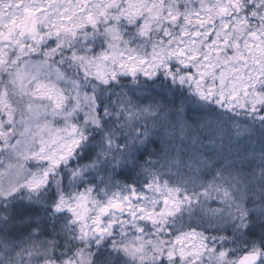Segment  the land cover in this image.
<instances>
[{
    "label": "clouds",
    "instance_id": "clouds-1",
    "mask_svg": "<svg viewBox=\"0 0 264 264\" xmlns=\"http://www.w3.org/2000/svg\"><path fill=\"white\" fill-rule=\"evenodd\" d=\"M25 8L36 12L37 31L0 41V195L41 216L54 199L74 205L86 196L93 231L98 210L122 201L102 216L105 226L115 219L112 231L84 242L82 264H191L167 256L190 231L208 237L199 264H214L212 250L220 236L231 239V222L211 210L227 217L234 205H264V111L227 100L238 87L231 69L241 66L229 58L245 42L264 41V0H0L6 21ZM17 70L27 73L22 86ZM197 82L214 94L201 97ZM252 92L264 95V77ZM35 180L42 183L33 189ZM166 188L179 189V207L142 218V207H165ZM54 224L58 236L81 242L73 213L65 209ZM141 242L142 252L126 250ZM27 247L0 237V264H28Z\"/></svg>",
    "mask_w": 264,
    "mask_h": 264
},
{
    "label": "snow or ice",
    "instance_id": "snow-or-ice-1",
    "mask_svg": "<svg viewBox=\"0 0 264 264\" xmlns=\"http://www.w3.org/2000/svg\"><path fill=\"white\" fill-rule=\"evenodd\" d=\"M4 15L3 10L0 9V41L11 40L17 30H20L21 34L37 31L34 19L36 12L30 8H25L23 15L12 16L7 21L4 19ZM5 29L7 31H4ZM252 37L258 39L256 33H252ZM16 43L19 42L16 41ZM227 43V40L223 41L224 45H227ZM233 47L240 49V44L235 43ZM244 49L245 51H237L234 57L229 58L232 62L241 65L231 69V73L235 76L233 83L238 87H234L231 94L227 96V100L230 102L229 107L238 102L240 107L249 106L253 112L258 109L264 111V107H261L264 105V95L259 92H252L258 78L264 77V41L257 44L245 42ZM220 51V48L216 49L217 55ZM4 56V50L0 47V70L5 64ZM181 62L183 63V61ZM249 62L258 67H253L252 72L244 74V66ZM131 70L135 71V66ZM26 75V72L17 70L14 73V79L22 86ZM184 80L185 78L181 76L180 82L183 83ZM201 80H203V75ZM196 91L201 97L214 94L213 89H209L206 93L200 87L199 82H197ZM241 95L244 99H241ZM224 101L225 94L221 92L218 102L222 103ZM0 107H3V97H0ZM261 119L264 120V116ZM54 163H59V161H54ZM41 183L42 181L35 180L30 186L35 189ZM156 190L161 191L159 186ZM165 191L167 193L163 198L165 207L159 213L142 207L139 209L140 212L145 213L142 218L153 220L157 216L163 218L166 215H172L173 208L179 207L181 203L178 197L179 189L166 188ZM133 194L135 195V193ZM219 194L222 196L225 205L231 200V194L227 189L221 190ZM125 199L129 198L126 197ZM185 199H188V197H185ZM87 200L88 197H81L79 202L73 205L62 197L58 201L54 199L51 205L43 209L44 215L41 216L36 208L25 205L23 201H18L15 196L0 195V237L3 238V244L5 246L10 243L15 245L17 240L27 243L28 247L24 251L29 254L28 264H32V260H36L37 264H57V262L59 264H74V262L75 264H82L84 253L81 250L84 242L91 236H96L97 241H99L100 237L112 231V226L116 222L113 219L105 226L102 216L108 213L110 208L123 207V202L119 200L101 207L98 214L92 218L93 231L88 224L90 209L87 207ZM233 207L235 209L234 213L229 212L227 217H224L221 208L211 210L213 215H218L221 219L231 222L230 229H225L231 239L220 236L221 245L212 250L214 255L210 258L214 260V264H264V222L257 223V219L264 217V205L255 212H250L247 207L240 205H234ZM65 209L73 213L75 221L81 225V242L79 244H73L72 241L68 240L67 235L60 237L56 234L54 222L58 217L62 218L65 215ZM132 215L135 216L136 212L133 211ZM50 223L53 224L52 231L48 230V224ZM34 230L39 231L34 232ZM25 236L28 237L27 241L23 240ZM41 237H47L48 239L42 240ZM37 245L39 246L37 247ZM153 247L158 254L162 255L165 251L162 242L154 244ZM126 250L131 254L142 252L143 243L141 242L139 246L129 243L126 245ZM209 250L208 237L203 233L190 231L176 237L175 245L167 250V256L169 260L178 262L183 259L190 260L191 264H199L202 255L209 252ZM161 264H163V260H161Z\"/></svg>",
    "mask_w": 264,
    "mask_h": 264
}]
</instances>
